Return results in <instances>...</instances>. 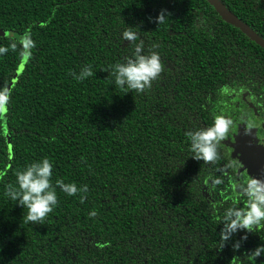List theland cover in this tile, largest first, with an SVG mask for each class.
I'll list each match as a JSON object with an SVG mask.
<instances>
[{"label": "trees", "instance_id": "obj_1", "mask_svg": "<svg viewBox=\"0 0 264 264\" xmlns=\"http://www.w3.org/2000/svg\"><path fill=\"white\" fill-rule=\"evenodd\" d=\"M220 1L264 39V0ZM161 9L170 15L157 24ZM0 29L13 32L0 37V264H249L264 228L238 230L223 248L218 235L223 209L245 206L249 179L232 188L224 139L214 163L193 160L185 132L223 115L230 89L257 100L263 48L207 0H0ZM151 52L157 78L117 87L114 66ZM43 156L53 183L78 191L56 188L57 207L26 222L4 187L15 190V171Z\"/></svg>", "mask_w": 264, "mask_h": 264}, {"label": "clouds", "instance_id": "obj_2", "mask_svg": "<svg viewBox=\"0 0 264 264\" xmlns=\"http://www.w3.org/2000/svg\"><path fill=\"white\" fill-rule=\"evenodd\" d=\"M165 9H161L155 17V22L161 24L169 17ZM151 21L152 18L149 17ZM123 37L129 41L136 39V33L131 30H125ZM28 46H32L29 38H25ZM15 47V45H13ZM7 49L0 47V54ZM135 52H140L139 44L135 47ZM126 63H117L114 66L115 84L117 87L126 83L129 89L140 91L146 88L151 81L155 80L162 71V63L159 53L151 52L149 55H137L135 60L125 58ZM90 69H85L81 74L91 76ZM8 96H4L2 104L7 105ZM232 121L222 116H216L211 126L198 128L185 132L189 140V151L192 153V159L204 163L215 162L218 159V145L225 138ZM16 189L5 185L3 195L10 200L15 201L17 205L27 209L24 216L26 222L42 223L44 218L51 213L56 207L58 196L56 188L67 196H73L77 193L78 188L75 182L65 183L56 179L53 183V163L47 156L38 160H33L14 173ZM220 178H213V185L221 184ZM86 189H81L85 191ZM240 192L243 197L245 206L237 207L234 203L223 209L220 216L222 227L219 232V246L223 248L226 241L238 231L253 233L264 228V181L252 178L240 186ZM81 200L85 197L81 196ZM95 211H90L89 216H95ZM247 238L246 234L240 237V241ZM240 241L232 244L233 250L240 248ZM251 260L249 264H255V259L264 255V244L257 245L249 254Z\"/></svg>", "mask_w": 264, "mask_h": 264}, {"label": "flooded vegetation", "instance_id": "obj_3", "mask_svg": "<svg viewBox=\"0 0 264 264\" xmlns=\"http://www.w3.org/2000/svg\"><path fill=\"white\" fill-rule=\"evenodd\" d=\"M257 89H259L257 100L247 91L242 93L233 89L228 90L227 99L223 104L224 113H222L223 115L220 113V116L232 121L224 141L229 148L231 157L236 162V174L239 181L237 184H233L234 190L239 182L243 183V178L252 179L253 176H256L248 174V170L239 159L241 153L235 154L234 145H237L239 150L258 146L264 148V84ZM258 175L264 178L263 175Z\"/></svg>", "mask_w": 264, "mask_h": 264}, {"label": "water", "instance_id": "obj_4", "mask_svg": "<svg viewBox=\"0 0 264 264\" xmlns=\"http://www.w3.org/2000/svg\"><path fill=\"white\" fill-rule=\"evenodd\" d=\"M208 3L215 9L223 21L234 26L244 33L251 41L264 48V39L261 38L255 31H253L249 25L240 20L235 14H233L220 0H207ZM13 35L12 31H6L0 29V37H10ZM15 78L8 86L6 95L8 94L11 85L13 84ZM235 146V154L238 152L240 154V161L243 163L244 167L248 170V174L253 176V178L264 181V178L260 177L258 174L264 176V148H244L239 150L237 145ZM244 169V168H243Z\"/></svg>", "mask_w": 264, "mask_h": 264}]
</instances>
